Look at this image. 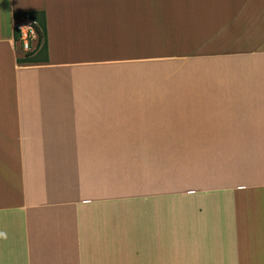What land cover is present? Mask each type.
I'll return each instance as SVG.
<instances>
[{
	"label": "crops",
	"instance_id": "obj_1",
	"mask_svg": "<svg viewBox=\"0 0 264 264\" xmlns=\"http://www.w3.org/2000/svg\"><path fill=\"white\" fill-rule=\"evenodd\" d=\"M34 12L46 15L47 53L26 55L16 16ZM247 14H264V0H0V264H264V87L217 100L134 89L142 105L106 84L108 63L138 60L140 27ZM222 103L255 110H233L224 133L215 123L200 133L190 120ZM173 108L185 140L226 141L225 183L183 178L172 187L165 171L140 173L139 157L156 151H140L139 111H154L146 117L155 121L141 138L163 143Z\"/></svg>",
	"mask_w": 264,
	"mask_h": 264
},
{
	"label": "rangeland",
	"instance_id": "obj_2",
	"mask_svg": "<svg viewBox=\"0 0 264 264\" xmlns=\"http://www.w3.org/2000/svg\"><path fill=\"white\" fill-rule=\"evenodd\" d=\"M202 16L201 22L193 24L162 25V23H152L147 26V29L140 27L138 60L108 63L107 86L121 87L122 97L125 101L136 98L135 101L142 105H146L145 102L148 100L142 99L140 94L134 95L132 93L134 89L139 91L144 87H170L185 92H197L196 94H180L179 96L183 99L190 95L217 100L224 96H235L236 94L228 93L235 91L234 89L240 91L237 89L264 87V54L248 58L215 60L210 57L194 56L210 55L216 52H264V14ZM154 25L156 27L152 28ZM166 25H172V27L166 28ZM140 26L143 25L140 24ZM176 27H180L178 31L174 29ZM179 30L189 34L197 32L200 36L197 39L187 40L184 37H177ZM168 34L174 36H168ZM183 55L193 56L179 57ZM176 106L179 105L176 104ZM183 106L188 108V104ZM198 108L200 114L206 110L205 113L213 114L211 117H198L197 121L190 120L193 125L199 123L200 133H205V128L210 129L212 123H215V127L224 133L225 126L222 124L232 116L233 110L237 114L251 113L255 110L248 105L236 104L232 106L227 103L207 107L208 109L215 108V110H204L203 104ZM153 112L148 109L139 111L140 114L145 113L138 120L140 151L154 149L156 153L162 155H164L163 151L167 152L165 156L150 152L155 156L139 157L140 173L146 171L147 167H150V171L156 175L165 171L166 175H170L172 187L176 186L179 179L183 178L190 185H194L199 180L198 177H201L202 181L219 180V183L227 181V143L225 140L214 142L185 140L188 134L182 136L180 131L182 128L180 124H184L178 116L181 111L173 108L169 111V114H172L171 117L163 122L171 124L165 126V128H169L170 133L167 137L170 139L163 143H147L141 137H147L144 132L145 127L155 123L146 117L148 113L152 114ZM128 123V128H130L132 122ZM187 123L189 124V121ZM125 144L131 146V142ZM211 149L214 151L210 152ZM212 154L214 155L212 156ZM132 160L134 158L128 157L122 161L128 167ZM122 184L123 188L126 187L129 185V180L122 181Z\"/></svg>",
	"mask_w": 264,
	"mask_h": 264
},
{
	"label": "built area",
	"instance_id": "obj_3",
	"mask_svg": "<svg viewBox=\"0 0 264 264\" xmlns=\"http://www.w3.org/2000/svg\"><path fill=\"white\" fill-rule=\"evenodd\" d=\"M35 25L36 22L29 14H23L17 18L15 26L16 42L22 54L29 55L37 50L38 46H35V44L39 41V37Z\"/></svg>",
	"mask_w": 264,
	"mask_h": 264
},
{
	"label": "trees",
	"instance_id": "obj_4",
	"mask_svg": "<svg viewBox=\"0 0 264 264\" xmlns=\"http://www.w3.org/2000/svg\"><path fill=\"white\" fill-rule=\"evenodd\" d=\"M23 15V14H22ZM22 15H17L16 18L21 17ZM32 19L36 22V30L38 33L39 41H38V49L47 53V29H46V15L44 12H34L29 14ZM38 59H32L30 56H26L23 60H20L24 63L35 62ZM47 60V57L45 58Z\"/></svg>",
	"mask_w": 264,
	"mask_h": 264
}]
</instances>
